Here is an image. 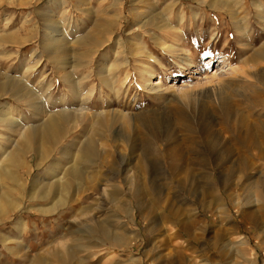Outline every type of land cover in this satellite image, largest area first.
Returning a JSON list of instances; mask_svg holds the SVG:
<instances>
[{"label": "rangeland", "instance_id": "rangeland-1", "mask_svg": "<svg viewBox=\"0 0 264 264\" xmlns=\"http://www.w3.org/2000/svg\"><path fill=\"white\" fill-rule=\"evenodd\" d=\"M63 1L0 0V82L15 84L19 80L34 90L28 95L20 84L17 89L27 95L25 102H20L19 92L14 96L0 97V115H4L0 117L3 119L0 143L6 147L4 138L17 134L13 129L15 126L20 123L27 127L39 119H46V112L67 116V119L63 117L65 134L51 156L41 162L42 167H38L34 151L26 157L19 175L29 186L21 188L13 184L14 187L2 177L0 187L4 193L0 197L13 194L25 207L37 206L38 203L43 207L48 200H33L27 195L35 177L50 165L54 166L55 159L64 158V149L69 151L75 146L86 149L91 142L99 154L110 147L116 150V159L118 157L123 169L121 172L109 170L108 157L105 159L108 166L102 168L101 175L96 174L101 162L98 157L92 158L94 164L82 163L86 166L87 175L94 176L96 183L102 177L110 180L112 187L120 184L122 208L115 210L110 200L98 198L99 194L84 189L80 195L77 194L78 197L86 199L90 195L95 199L85 203L87 210L84 213L76 210L66 216L64 208H59V212L56 210L53 215L59 216L61 225L55 220L51 222L50 214L8 212V218L0 222V264H29L37 256L47 261L49 255L46 252L52 246L63 252L65 244L78 243L77 237L72 240L65 235V228L72 223L76 227L80 224L86 232L88 236L82 244L87 243L90 249L87 247L89 251L79 253L71 264L85 261L84 264H264V157L251 164H243L239 160L255 155L241 143L240 132L248 126L255 130L264 129V58L255 56L256 50L264 45V12L258 16L257 11L258 3L263 4L264 0H223L219 5L217 2L216 9L209 6L208 2L212 0H161L159 11L151 20L159 27L149 24L146 28L135 23L146 16V13L140 16L144 11V1L122 0L121 7L110 6L128 18L111 35L101 37L102 40L94 44L88 40L77 42L75 60L79 66L74 77L82 84V92L78 94L67 88L71 78H68L67 71L70 68L65 64L58 71V62L52 57L55 49L45 47L44 42L53 35L57 38L63 36L66 29L63 8L69 6L68 2L78 3V9H89L94 5L96 10L91 15L87 11L78 12L81 20L73 27L80 28L79 36H98L101 21L97 20L101 19L100 5L104 0H92L87 5L84 0H66V5ZM205 1L207 4L202 3ZM167 4L171 5L172 12L165 8ZM179 4L187 9V13L200 11L202 16L200 20L191 21L189 14L183 22L174 19L179 34L176 41L181 45L187 44V49L170 54L162 51L153 37L162 33L160 27L166 23L164 18L176 15L174 11ZM131 9L136 17L129 16ZM232 11H237L236 22L246 20L248 23L246 35L233 27ZM72 12L75 13L74 10ZM245 17L248 21L244 20ZM91 19H96V22ZM119 35L125 41L135 37L134 44H128V57L117 53L115 40ZM190 35L200 36L194 40ZM15 39L24 43H16ZM187 53L196 62V67L190 70H187L190 59ZM222 54L230 61V67L225 66V69L236 67L238 71L235 69L231 74L211 78ZM136 55L141 56L137 58ZM211 57L215 61L206 66L204 63ZM249 57L253 60L248 64L243 59ZM127 61L134 66L126 65ZM252 61L257 68L251 66ZM136 65L145 68L151 65L152 80L146 77L147 74L139 77ZM191 76L194 77L191 81L196 82L199 77L201 83L187 99L178 95L172 85L186 84ZM59 77L64 82L59 81ZM101 78L114 79L120 86L119 91L112 92L106 88L102 93L99 90L90 93L89 88L93 84L100 85ZM155 85L162 86L163 91L153 90ZM62 96L63 101L58 102ZM10 103L9 107L7 104ZM78 108L85 112L82 116L73 112ZM107 111L110 114L115 112L114 129L118 135L113 142L108 141L106 135L96 136L94 144L91 141L92 122L98 114ZM110 119L112 116L109 115ZM258 136L264 142V135ZM192 182H200V188ZM85 183L84 187L89 185ZM133 193H139V202H134L132 208ZM26 222H30L29 227L16 229ZM105 228L111 232L124 230L127 243L123 246L111 244L103 236ZM50 261L51 264H62L57 260Z\"/></svg>", "mask_w": 264, "mask_h": 264}, {"label": "bare ground", "instance_id": "bare-ground-1", "mask_svg": "<svg viewBox=\"0 0 264 264\" xmlns=\"http://www.w3.org/2000/svg\"><path fill=\"white\" fill-rule=\"evenodd\" d=\"M84 1H86L85 5H87L92 0H84ZM121 1L122 0H104V2L102 4L100 3L101 4L100 6H102V13H101L102 16H101V19L97 20V21H101L98 24L100 26V27L98 26L100 29H99V32H98V36H94V37H92V36L90 37L88 35L86 37L85 36H79L78 30L80 28L79 27L78 28L73 27V24L80 23L79 21L81 19H80V15H79L78 12L79 11H81V12H86L87 11L86 13L91 15L96 10L94 5L89 7V9H85L83 7L82 8L80 7V9H78V6H77L78 3H76V5H74L73 2H68L67 3L66 0H64L62 2L65 5H66V3L69 5L67 7L64 6V8H63V10H64L63 14H65V20H64L65 22L64 23H65L66 29H65V31L63 29L64 32L62 33L63 34L62 37L57 38L56 35H53L52 37L46 38L45 42H44V45L47 48H49V47L52 48L53 47L52 49L53 50L55 49V51L52 53V57L54 58L55 62H58V65H57L58 71H61L65 64L68 65V67L70 68L67 71L68 78H69V76H71V78H69L70 79L68 81L69 86H67V88H69V90L74 92L75 94H78V92H80V91L82 92V84H80L78 82L79 80L77 81L76 80L77 78L74 77V74L76 73V71L78 69L77 66H79L78 61L75 60V58H76V56L78 54V51L76 49L77 42H83V41L85 42V40H88V41H90V43L94 44L95 42H97V40H102L101 37H105L106 35H109V34L111 35V32H113L115 30V28L118 29L121 26V22L124 21V19L128 18V15H126L123 12H121L119 14L118 12H115L114 9H112L110 6L116 5V6L121 7V5H122ZM219 1H223V0H212L211 2H208V3H209V6H211L212 8L214 7V9H216L217 8L216 7L217 2H218V5H219ZM142 2L144 3L145 7H144V11L141 12L140 16H144L145 13H146V16L144 17L143 20H140L138 23L137 22H135V23L137 25L140 24L141 25L140 27H143V28H146V27L150 26L149 24H151L153 26H157L158 24L152 23L151 20L154 17L153 15L157 14V12L159 11L158 10L159 9L158 5L161 2V0H142ZM260 2H262V1H260ZM202 3H206V1L202 2ZM223 4L224 3H222L221 5H223ZM79 5H81V4H79ZM228 5L229 4L227 2L226 6L228 7ZM254 5H257V4L255 3ZM258 5H259V7H257V11H258V16H259L260 14H263V12H264V2H263V4L258 3ZM170 6L171 5L167 4V6L165 8H167L170 12H172ZM178 7L179 8L176 10L177 12L174 11V13L176 15L171 14L170 17L166 16L164 18L166 20V23L165 24L163 23V25L160 27V30H161L162 33L160 35H158L156 38L153 37L156 40L155 42L159 46V48L162 49V51H166V52H168L170 54L180 53V51L184 52L187 49V44H186V46L185 45H181V44H179V42L176 41V39L179 38V36H178L179 34H178V30H177V25L174 24V19L182 20V22H183L184 18L187 15H189V14H190L189 18H190L191 21L193 19H195V20L199 19L200 20L201 16H202L199 13L200 11L199 12L191 11V12L187 13L188 11H187V9L185 7L181 6L180 4H179ZM72 10L75 11L74 14L70 13V12H72ZM235 10H237V9H235ZM129 11H130L129 12L130 13L129 16H131V18H132V16L136 17V14L133 12L132 9L129 10ZM237 11H235V12L232 11V19L234 20V23H235L234 24L235 26H233V27L237 28L238 30H241L243 32V34L246 35L245 33H247V30H248V28H247V24L248 23H246L245 19H247V21H248V18L245 17L244 18L245 21H243V22H238V21L236 22L235 21V18H236L235 15H236ZM147 12H150L151 15L150 14L148 15ZM88 18H90V17H88ZM91 21L92 22L94 21V23H95L96 19H91ZM158 27H159V25H158ZM57 29H59V28H57ZM76 32H77V34L74 35V33H76ZM92 33H93V31H92ZM62 34H60V35H62ZM94 34H95V32H94ZM94 34H92V35H94ZM190 36H192V35H190ZM198 36H200V35H197V37ZM237 36H235V37H237ZM87 37H90V38H87ZM143 38H139V39L141 40ZM196 38L192 36V39L195 40ZM133 40H135V37L134 38L131 37V38L128 39V41H125L124 38L121 35H119L117 37V39L115 40V43H116L115 47L117 49V53H120L122 56H124V58L128 57V53L130 52L128 48L131 45L134 44L132 42ZM16 41H14V42H16V43H24V42H20L19 40H16ZM104 41H105V39H104ZM102 42H101V44H102ZM131 42L133 44H131ZM101 44H99V45H101ZM128 44H130L129 47H128ZM134 47H135V45L133 46V48ZM256 51H257V55L255 54V56L264 58V45L263 46L261 45L259 47V49L256 50ZM32 52H34V51H32ZM239 52H241V51H239ZM241 53L245 54L244 51H242ZM163 54H164V52H163ZM187 55L190 56V59H189V61L187 63V66H189L187 70H190L191 68L196 67V65H194L196 62L194 61V58L191 59L192 55L190 53H187ZM139 56H141V55H139ZM225 56H226L225 54L220 55L221 60L219 61V64L217 65V69L215 70V73L213 74L214 76L211 77V78H214L215 76H221L222 74H225V73H230L231 74L232 72L235 71L236 67L235 68L231 67L230 69L229 68L225 69V66H229L230 67V61L227 60ZM136 57H137V55H136ZM151 58H156V56L153 55V56H151ZM243 60L246 61V63L249 64V62L251 60H253V58L249 57V58H247V59L245 58ZM257 60L259 61V59H257ZM214 61L215 60L211 57V60L208 61V62H205L204 64L206 66H209V64L213 63ZM129 62L130 61H127L126 65L128 64L129 67H130L133 64L130 65L131 63L129 64ZM253 63L254 62L252 61L251 66L255 65V64L253 65ZM259 65H260V63H259ZM126 68H127V66H126ZM197 68H199V67H197ZM255 68H257V67H255ZM137 69H139V71H140V76L139 77H141V75L143 76V75L147 74L146 77L149 80H152L151 78L154 75H153V70H152L151 65H148L146 68L143 67V66L142 67L141 66H137ZM218 70H220V71H218ZM243 70H244V68H243ZM236 71H238V70L236 69ZM245 72H246V75L248 74V76H249V71L246 70ZM186 74H183V75L186 76ZM219 74H221V75H219ZM126 76H128V75H126ZM112 78H113V76H112ZM182 78L183 77H181V79ZM193 78L194 77L191 76V79H189V80L187 79L188 80L187 83L186 84H181V86H178V85H175V84L172 85V87L174 88V91L176 93H178V95L183 96V97H185L187 99L189 97H191L193 95V93L191 91L195 90V88H197L198 85L201 83V80L199 79V77H198V80H196V82L191 81ZM6 79H8V78H6ZM87 79H89V78H87ZM207 79H208V77H207ZM60 80L64 82V79H62V77H59V81ZM261 80H262V76H261ZM101 81H102L101 84L97 85V86H96V84H93L91 82L93 84L92 85L93 87L91 86L88 91H90V93H92L95 90H99L100 93H102V92L105 91L106 88L111 90V91L113 90V91H116V92L119 91V89H120V86L118 85L117 82L114 81V79L112 80V79H102L101 78ZM13 82L15 83V81H13ZM16 83L15 84H12V83L8 84V83L0 82V97L4 96V95H6V96L8 95L9 97L10 96H14V95L18 94V92H19L17 97L20 99V102H22V101L25 102V100L27 99V95L26 94L28 93V95H29L30 92H33L34 90L32 88H30V86L28 87V85L25 86V85L21 84V81H19V80ZM20 84L23 85L22 88L24 89V91L26 90L25 91L26 94L22 90L17 89V88L21 87ZM127 88H129V87H127ZM152 89L153 90H162L163 91L162 86H157V85H155L154 87L152 86ZM109 90H108L107 93H109ZM63 99H64V96H62L60 101H58V102L63 101ZM7 105L10 107L11 103L7 104ZM73 112L77 113V116H79V115L82 116L85 113L82 108L74 109ZM107 112H102V113L98 114L95 117L94 121L92 122V126H91V132H92V138H91L92 140L91 141L92 142H94L95 139H96V138L94 139V137H96V136L101 137L103 135L104 136L106 135L107 137H109L108 141L110 140V141L113 142V141L116 140V137H117L118 133L114 129V125H115L116 121H115V119H113V117H114L113 115H114L115 112H112L111 114H110V112H108V113ZM44 115H45V113H44ZM46 115L48 117L46 116L47 117L46 119H43V118L41 120L39 119L40 122L37 121V122H39L38 124H36L37 122H35L32 125H27V127H24V124L22 125V124L19 123L18 126H15V128H13L15 133H17V134L14 137L12 136V137H8V138L7 137L4 138L5 139L4 142H7L6 147L3 146L0 143V150H2V153H0V179L2 177L3 178L5 177L4 179L7 178L10 181V183H12V185L14 184L17 187H21V188H23V187L25 188L26 187L27 188L29 186V183H27V181L25 182L23 180V178H21V176L19 175V171H20V169H22V167H24V162H25V159L28 156V154L30 152L33 153V151L35 152V154L37 155V165H38L39 168H41L42 167L41 162H43V160L46 159V157L51 156V154L54 152V150L56 149V145L58 144V141L65 134V130H64L65 129V126H64L65 124H63V121H64V118L67 119V116L65 114H63V117H64L63 118L61 116V114L57 115V114H54V113L50 114V113H47V112H46ZM109 115L112 116V119H110V120H108V116ZM121 115L123 117L124 113L121 114ZM92 116H94V115H92ZM127 116H129V115H127ZM0 117H2V116L0 115ZM3 117H4V115H3ZM86 117H87V115H86ZM2 118L0 119V123H3V119ZM77 118H79V117H77ZM75 125L76 124H74V126ZM256 129L257 130H255L251 126L250 127L248 126V128L245 131H242L244 133L240 132V134H239L237 132L241 136L240 137L241 138V143H243V145L248 150H253L254 153H255V155L252 156L251 158H248V157L240 158L239 160L243 164H246V163L251 164V163L257 162L258 160H261V158L264 157L263 156L264 155V142H262L261 139L258 136V135H260V137H262L264 135V129L263 128H256ZM98 142H100V141H98ZM8 143H10V144L8 145ZM94 144H95V142H94ZM109 147H110V145H109ZM107 149L104 152L100 151L101 154H99L96 146H93V144L91 142H90V144L88 145V147L86 149L83 148V146L82 147L81 146L80 147L75 146L72 151L71 150L67 151L68 149L67 150L64 149L62 151V155L64 154L65 157L64 158H60V159H55L54 166L50 165L46 169L45 172H42L41 174L37 175L35 177L34 181H33L34 182L33 185L29 188L30 191L27 192V195H28L29 199H33V200L43 199L45 201L48 200L47 204L46 205L44 204L43 207L41 205H40L41 207H39V203H38L37 206L36 205H30V206L27 205V207H25V206H23L24 204L21 205L18 202V200H20V199L16 200L17 197L16 198L13 197V194H12V196L7 195V194L6 195L2 194V196H1L2 198L0 197L1 198L0 199V222L6 220L8 218L7 217L8 215L6 216V214H8V212H13L15 210V212L16 211L25 212L26 215H29L30 211H34L37 215H40V216L41 215L44 216V215L50 214V215H48V216H52V219H50V221L53 222V220H55V221H57L58 225H61L60 221L58 220L59 216H54L53 215V214H55L56 210L58 211L59 208H64V212H65L66 216L74 214V212L76 210L79 213H84L87 210V205H85V203L89 199H95L94 197H92L90 195L89 196L87 195L86 199L83 196L82 197L81 196L78 197L77 194L79 193L78 195H80L81 191H84V189L85 190H91V192H94L95 195L99 194L100 196L98 198H101V199L107 198L108 200H110L114 204L115 210L117 208H122V205L120 204L121 198H122L121 197L122 196V192H121L122 190L120 189L121 188L120 184H118V185L114 184L113 187H112V184H111L110 180H105V178H102V177L99 178L98 179V183H96V181L93 180V178H92L94 176L87 175L86 166H85L84 163H82V161H84L87 164H94L93 161H92V158H97L98 157L99 160H101V162L99 163L100 165L98 164L99 165L98 168H100V169L97 170L96 174L101 175L102 168L103 167H107L108 165H109L108 166L109 170L121 172V170H123V169H122L121 163H119L118 160H117L118 157L116 159V150L115 149H111V147L107 148ZM107 157L109 158L108 163L105 160ZM71 161L74 162V163H72L73 165L70 163ZM67 163H70L71 165L70 164L68 165ZM84 181L87 182V184H89V185L84 187L85 186L84 185V183H85ZM192 183H193L194 186L200 188V184H199L200 182H192ZM0 184H2V183H0ZM1 188L2 187H0V195H1V193H4V191L2 192ZM21 190H23V189H21ZM134 202L135 203L139 202V193H133L132 194V199L130 201V206L132 208L134 206L133 205ZM76 215H77V213H76ZM79 215H78V217H81ZM115 217L117 219L118 216H115ZM93 220H94V217L92 219V222H94ZM79 222H81V220H79ZM83 222H84V220H83ZM89 222H90V220H89ZM85 223H86V221H85ZM72 224L73 225H68L65 228V230H64L65 231V235L67 236L68 239L72 238V240L77 237L78 238V243L76 242V243H72V244H65L64 245L65 249H64L63 252H61L62 250L59 252L58 251L59 248L56 247L58 249V250H56L54 248V246H52L46 252L49 255V258H48L47 261H45L43 258H41V256H37V257L33 258L29 264H51L50 260H57V261H60L62 264H71V260L74 257L78 256L79 253H82L84 251H89V250H86V248L88 247L87 243L84 241L86 244H84V243L82 244V240L85 237L87 238L88 235L86 236V234H85L86 232H84V230L81 229V227L79 226L80 224L78 225L79 227L78 226L77 227L74 226V223H72ZM77 224H78V221H77ZM29 226H30V222H26V223H23V226L22 225H18L16 227V229L17 230H21L24 227H29ZM86 226H87V223H86ZM90 228H91V226H90ZM86 231H87V229H86ZM123 231L119 229L116 232H111V230L109 228H105L103 230V232H104L103 236L105 235V238L111 244H113L115 246L116 245L123 246L128 241L126 233L123 232ZM78 234H79L80 237L78 236ZM89 235L92 236L91 233ZM1 237L3 238V236H1ZM3 239H5V237ZM93 244H95V243H93ZM91 245H92V243H91ZM61 249H62V246H61ZM82 260H84V259H82ZM84 263H86V261ZM84 263H82V264H84ZM183 264H185V263H183Z\"/></svg>", "mask_w": 264, "mask_h": 264}, {"label": "snow or ice", "instance_id": "snow-or-ice-1", "mask_svg": "<svg viewBox=\"0 0 264 264\" xmlns=\"http://www.w3.org/2000/svg\"><path fill=\"white\" fill-rule=\"evenodd\" d=\"M208 53H206V55H207Z\"/></svg>", "mask_w": 264, "mask_h": 264}]
</instances>
